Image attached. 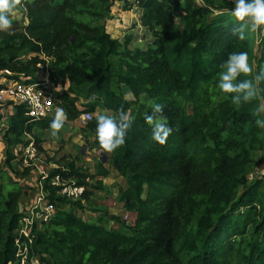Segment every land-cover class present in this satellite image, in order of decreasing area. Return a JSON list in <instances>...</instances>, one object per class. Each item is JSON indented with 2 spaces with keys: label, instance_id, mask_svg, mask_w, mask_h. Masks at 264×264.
Returning a JSON list of instances; mask_svg holds the SVG:
<instances>
[{
  "label": "trees",
  "instance_id": "16d2710c",
  "mask_svg": "<svg viewBox=\"0 0 264 264\" xmlns=\"http://www.w3.org/2000/svg\"><path fill=\"white\" fill-rule=\"evenodd\" d=\"M119 1L126 10L137 7L139 24L151 36L142 46H131L134 33L111 35L107 23ZM201 1L19 0L20 14L0 31V72L36 82L37 64H44L52 87L64 86L55 93V106L66 114L63 126L98 109V115L123 111L133 117L125 144L113 152L96 140L97 116L84 126L94 136L92 148L125 182L119 200L132 214L130 222L105 206L97 219H82L77 210L103 187L94 177L108 176L110 169L101 159L96 174H87L76 158H62L65 163L50 170L43 184L54 210L60 209L32 226L29 256L43 264H264V180L247 185L256 153L264 150V128L255 124L263 116L253 115L264 91L235 105L234 94L217 87L229 54L247 52L251 66L257 57V71L242 74L241 81L264 70V50H254V32L245 29L242 40L234 34L231 0ZM175 12L182 13L180 26ZM259 87L264 90V82ZM150 100L164 105L159 115L172 128L164 144L151 138L144 120ZM13 106L4 140L27 146L23 136L33 133L34 143L40 142L33 129H51L54 116L33 121L22 105ZM6 155L7 162L15 157ZM30 169L16 174L27 176ZM57 174L83 186L82 194L61 195V186L50 183ZM33 190L0 163V264H17L19 203Z\"/></svg>",
  "mask_w": 264,
  "mask_h": 264
},
{
  "label": "rangeland",
  "instance_id": "374dc122",
  "mask_svg": "<svg viewBox=\"0 0 264 264\" xmlns=\"http://www.w3.org/2000/svg\"><path fill=\"white\" fill-rule=\"evenodd\" d=\"M130 2H135V0H129ZM233 2V0H231ZM196 4H204L201 0H196ZM124 4L122 1L116 3L113 7V20L107 23L110 33L113 37H122L125 33H134L135 38L133 39L131 46L138 47L145 44V42L151 39V36L148 31H146L139 24V11L136 6H132L130 9L126 10L123 8ZM230 12V11H229ZM20 14L17 8L13 9L11 18H14ZM181 12H175V21L180 26V17ZM131 27V28H130ZM254 38V50L259 54L264 50V26L259 30L255 31L253 34ZM257 58V57H256ZM256 58L252 67L257 71L256 67ZM45 74L44 70L37 78L41 77L42 74ZM6 71L0 72V77L4 76ZM11 74V73H10ZM33 81H30V83ZM52 86V85H49ZM64 86L55 85L53 87V92L62 90ZM124 95L127 99H132L133 96L130 92L123 87ZM262 97V96H261ZM262 103L264 104V98H261ZM14 112L13 104L0 103V163L1 168L6 170L7 175L11 176L14 180L20 183H26L32 188H34L33 193H27L22 197V204L19 203L21 208L28 207L33 203V199L38 189L43 186L45 178L48 176L50 170L63 165L66 160L62 158H76L75 165L80 167L87 174H96L97 168L96 165L99 160L103 159L106 156H103L102 151L99 149L92 148L94 136L84 128L86 123L77 120L75 122H67L59 132L54 136L52 134V129H33V132L39 138L40 142L34 143L35 155L32 158H26L25 148L22 144H17L9 146L3 138V134L8 125V116ZM56 112V111H55ZM55 112L54 115L55 116ZM99 109L92 113L93 116H98L100 114ZM105 114L111 115L109 112L105 111ZM264 118V113L261 114ZM92 119V118H91ZM24 140H33V133L26 134L23 136ZM40 147V149H38ZM11 152L15 157L10 159L7 162L6 154ZM257 161L250 167L247 174V185H251L254 181L258 179L264 180V150H260L256 153ZM106 168L110 169V174L105 177L96 175L95 180L100 179L102 181V188L94 189L93 195L89 198V201H85L84 205L87 206L85 209L77 210L78 214L84 220H95L101 214L99 207H107L108 213L110 214H119L125 220L132 219V214L126 212L123 209V203L119 200L120 198V189L124 188L125 182L123 178L118 175V173L109 165V163L104 161ZM25 168H31L27 176L20 177L17 176V172L23 171ZM61 180V177H60ZM63 182V181H62ZM65 183V182H64ZM243 191V188H240L238 194ZM97 205H96V204ZM90 207H96L97 211H94ZM68 206L64 205L61 209H67ZM58 209L53 210L54 214ZM39 222V221H38ZM109 224H111L109 222Z\"/></svg>",
  "mask_w": 264,
  "mask_h": 264
},
{
  "label": "clouds",
  "instance_id": "9594fccd",
  "mask_svg": "<svg viewBox=\"0 0 264 264\" xmlns=\"http://www.w3.org/2000/svg\"><path fill=\"white\" fill-rule=\"evenodd\" d=\"M19 0H0V31L9 30L12 26L10 16ZM234 7L229 15L237 22L234 34L239 39H244L245 29L252 32L264 26V0H233ZM218 74L217 87L223 93H232L231 102L240 105L242 102H249L257 98L261 91L259 85L264 82V70L258 71L253 79L238 81L242 74L250 76L253 74V67L249 64L247 52H232L221 65ZM151 114L144 117L145 123L151 129V138L159 144H164L167 137L172 133L166 118L159 115L163 112L164 105L148 101ZM264 113V104H260L254 116L260 117ZM66 114L62 108L55 112L54 119L50 123L52 134L55 136L63 127ZM133 117L120 111L116 115H98L96 117L95 137L99 146L106 152H113L126 142L128 130L131 128ZM255 124L264 128V118L255 120Z\"/></svg>",
  "mask_w": 264,
  "mask_h": 264
},
{
  "label": "built area",
  "instance_id": "2783aa9c",
  "mask_svg": "<svg viewBox=\"0 0 264 264\" xmlns=\"http://www.w3.org/2000/svg\"><path fill=\"white\" fill-rule=\"evenodd\" d=\"M39 75L44 70L41 77L36 82H27L26 78L21 76L19 79H11L6 75L10 72L5 70L7 74L0 78V103H12L22 105L25 114L30 120H40L46 117H52L57 110L55 106V93L49 79V73L46 66L42 63L37 64ZM60 85V84H58ZM92 118V113L84 111L80 114L78 120L87 123ZM26 158H32L35 155L34 142L31 141L25 148ZM51 184L60 185L59 193L69 199L78 198L84 191V187L75 183H64L60 180V175L52 177ZM54 205L47 199V195L43 190V186L37 190L33 203L28 207L22 208V216L20 217V227L15 231V259L17 264H43L37 257L29 256L30 241L32 234V226L47 222L52 216ZM39 221V222H38ZM28 238V243L22 238Z\"/></svg>",
  "mask_w": 264,
  "mask_h": 264
},
{
  "label": "crops",
  "instance_id": "0c3cea01",
  "mask_svg": "<svg viewBox=\"0 0 264 264\" xmlns=\"http://www.w3.org/2000/svg\"><path fill=\"white\" fill-rule=\"evenodd\" d=\"M138 19H139V17H138ZM68 122H70V123H71V121H68ZM72 122H73V121H72ZM74 122H75V121H74ZM35 129H38V128H35ZM40 130H42V129H40ZM31 141H33V140H30V142H31ZM33 142H34V141H33Z\"/></svg>",
  "mask_w": 264,
  "mask_h": 264
},
{
  "label": "water",
  "instance_id": "95a60500",
  "mask_svg": "<svg viewBox=\"0 0 264 264\" xmlns=\"http://www.w3.org/2000/svg\"><path fill=\"white\" fill-rule=\"evenodd\" d=\"M102 160H103V161H106V158L104 157Z\"/></svg>",
  "mask_w": 264,
  "mask_h": 264
}]
</instances>
